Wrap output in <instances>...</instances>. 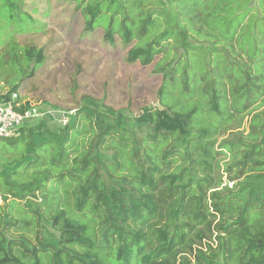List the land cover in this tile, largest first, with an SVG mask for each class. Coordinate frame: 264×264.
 Returning <instances> with one entry per match:
<instances>
[{
	"label": "trees",
	"instance_id": "trees-1",
	"mask_svg": "<svg viewBox=\"0 0 264 264\" xmlns=\"http://www.w3.org/2000/svg\"><path fill=\"white\" fill-rule=\"evenodd\" d=\"M69 1L82 12L86 33L103 28L104 40L111 46L120 38L129 48L128 63L149 66L162 56L156 69L164 78L159 89L160 108L145 107L139 116L84 95L82 106L67 126L43 120L36 126L21 127L14 137L0 138L10 145L24 143L19 159L15 154L0 160V200L7 202L0 205V264H264V222H250L249 207L241 206L243 200L241 207L237 205L241 190L237 197L231 193L218 196L219 187H231L208 183L211 193L206 205V188L200 196L189 197L196 183L188 176L191 165L187 170L181 167L178 173L167 169L176 163L175 155L186 159L192 141L199 144L203 139L193 125L196 109L186 106L199 98L192 95L187 99L179 90L175 96L179 99L168 103L176 91L167 94L170 79L173 83L182 80L184 88H189L192 75L188 72L203 73L204 78L219 72V79L205 84L214 90H204L218 115H223L226 101L229 119H233L236 104L232 94L251 90L243 106L244 112L251 111L245 118L248 132L245 129L243 133L250 138L254 133V138L243 142L248 145L237 154L228 174L229 184L237 187V181L248 178L246 170L254 157L251 174L264 180V0H189L188 4L143 0L139 5L137 0ZM184 13L182 31L188 49L184 45L179 51L169 46L172 35L164 22L167 16L178 25ZM155 21L163 24L152 32ZM233 21V28L223 29ZM13 50L18 68L25 59L29 71L10 90L1 83L4 101L19 94L45 60L43 50L33 46L17 45ZM78 73L80 69L76 77ZM74 81L75 85L77 78ZM89 131L91 137H84L81 143L89 141L88 148L84 145L78 154L77 139ZM209 134L215 139L210 144L224 153V143L216 137L223 131L204 136ZM172 138L179 144L168 145ZM52 147L56 152L48 159ZM74 153L77 155L72 156ZM24 200L28 209L17 204ZM253 200L257 202L255 212L264 211V198L260 202L258 192ZM14 206L19 207L18 214ZM168 214L170 222L157 227ZM181 215L190 222L176 224ZM152 217L158 221L149 226L151 233L147 234L142 227ZM259 217L264 221V213ZM11 229H31L33 236L21 233L9 237Z\"/></svg>",
	"mask_w": 264,
	"mask_h": 264
},
{
	"label": "rangeland",
	"instance_id": "rangeland-1",
	"mask_svg": "<svg viewBox=\"0 0 264 264\" xmlns=\"http://www.w3.org/2000/svg\"><path fill=\"white\" fill-rule=\"evenodd\" d=\"M137 1L139 5L143 0ZM182 1L184 4L189 2V0ZM148 2H151V0H148ZM262 4L263 2H261L260 7H262ZM76 7V3L69 0H0V85L3 83L10 90V87L17 83V79H20L24 73L29 71L24 59L22 62L23 67L21 65L19 67L22 73L19 74V68L15 63L14 46L20 45L22 48L33 46L37 49H42L45 55L42 65L35 71L34 76L22 86L18 94L24 108L26 106L31 107L37 114H41L23 126H36L43 120L59 124L58 119L63 114H67L72 110L77 112L80 109L82 106L81 98L84 95L104 100L107 106L116 110H127L139 116L143 108L148 106L154 108L160 102L159 89L164 82V78L163 74L157 72L156 69L162 56H157L149 66H143L139 62L128 63L126 58L129 48L124 45L118 35L116 45L111 46L104 40L103 28L100 27L93 33H86L82 12L77 10ZM262 9L264 8L262 7ZM165 19L164 23L170 29L172 35L169 40V46L181 51L185 45L187 50L188 41L183 37L185 33L182 31L185 26L186 14L181 15L178 25L172 24L169 21L170 17L167 19L166 16ZM106 23L107 20L105 21ZM155 23L157 25L155 29H152V32H156L159 29L157 27L163 24L161 21H155ZM235 24V21H233L230 25L223 27V29L233 28ZM20 53L22 52L20 51ZM78 69H80L81 73H78L76 77ZM188 73L192 75L189 88L186 86L184 88L182 80L173 83V79H170L167 94L170 95L174 90L176 91L175 95L172 94L167 102L174 103L175 99H179L175 97L179 96V90H182L187 99H190L192 95L199 98L195 102L190 101L186 106L190 107L188 110L196 109L193 125L196 133L203 134V139L200 138L199 144H196L197 141L193 140L186 159L175 155L173 158L176 163L167 169L171 173H178L181 167H186L187 170L191 165L188 169V176L196 183L192 184L193 190H191L189 197L200 196L201 190L205 192L204 189L206 188V205L211 193L207 189L208 183L216 185H221L222 183V186L228 185L231 187V191L230 189L219 187L218 196L226 194L225 197H228L231 193L234 194V197H237L235 194L238 190H241L237 197V205L240 206V201L243 200L241 206L249 207L250 222H255L257 219H260L258 223L264 222L259 217V214L262 215L264 211L259 210V214L255 212L254 206L257 205V202L253 200V197L257 196V192L260 202L264 198V180H261V177L257 175L251 174L257 157L250 160V165L246 170V174L250 175L247 179H244V182L237 181L236 187L233 185L234 183L229 184L228 180L230 169L234 167V162L238 159V152L241 149L245 150V146L248 145L243 142L254 138V133L251 135L252 138L244 136L243 133L247 128L245 126L248 125L245 118L248 119L251 115V111L244 112L243 106L250 97L251 90L242 89L234 94L231 93L235 97L236 113L234 112L233 119H229L230 117L227 113L228 102L225 101L222 104L223 115L220 116L212 110L204 92V90H214L213 88L205 87V84L213 80V78L219 79L220 73L211 74L207 78H204L205 74L203 73L198 75L191 72ZM75 78H77L75 85H78V88L74 85ZM233 81L236 80L234 79ZM3 89V87H0V90ZM218 89L221 90L220 85ZM184 90L189 91L185 92ZM224 96L227 98L226 95ZM44 114L53 115L54 120L47 119L48 116L44 117ZM251 123L255 126L254 121H251ZM230 129L232 132L228 131ZM239 129L242 132H239ZM210 131H223L224 136L218 134L216 137L218 139L219 137L221 138L220 143L223 141L224 148L222 149L224 153H220L218 147L210 144L215 141L213 135L204 136ZM226 131H228L227 134H225ZM247 132L248 130L246 129ZM91 133L89 131L85 136L80 135L77 139V143L80 144L76 147L77 149L80 148L78 154L82 152L84 145L88 148L89 141L84 144L81 143L84 137H91ZM198 134H195L196 139ZM143 136H146V132L142 134ZM7 141L0 142V160L5 161L8 156L11 157L15 154L14 158L19 159L24 152L23 141H17L13 145H10ZM216 142H219V140ZM178 144V141L174 138L170 139L168 143L170 146ZM144 146L143 143L142 147ZM49 149L51 154L48 153V159H51V156L53 157L56 151L54 147ZM177 150L180 152L179 148ZM76 155L77 153H74L72 156ZM220 155H222L220 158L222 161L219 166ZM31 174L32 171L29 172V175ZM233 187L236 189L233 190ZM253 194L255 195L253 196ZM38 202L40 203V200L36 201L34 205L39 204ZM26 203V200H24L17 204H19V207L26 209ZM4 204H7V202L4 203L0 200V205ZM19 207L14 206L12 208L16 214H18ZM164 212L166 214V209ZM170 215L168 214L157 227L170 222L168 219ZM233 217L236 218V215ZM150 219L152 220L142 227L147 234L151 233L149 226L158 221V218L153 219L152 217ZM179 220L176 221L179 226L181 225L180 222H190L185 215H181ZM218 220L219 216L215 218V222ZM31 231V229H25V231L11 229L9 237L20 236L21 233L33 236L30 233ZM95 232L96 239L100 241L98 228ZM116 246L117 244L113 248L115 249ZM218 260L222 263L223 257L220 256Z\"/></svg>",
	"mask_w": 264,
	"mask_h": 264
},
{
	"label": "built area",
	"instance_id": "built-area-1",
	"mask_svg": "<svg viewBox=\"0 0 264 264\" xmlns=\"http://www.w3.org/2000/svg\"><path fill=\"white\" fill-rule=\"evenodd\" d=\"M76 110L63 114L59 119V124L67 126L71 118L76 115ZM31 107H25L21 103L18 94H13L8 101L0 98V138H10L17 135V131L26 123L39 117ZM54 120L51 114H44V117Z\"/></svg>",
	"mask_w": 264,
	"mask_h": 264
},
{
	"label": "crops",
	"instance_id": "crops-1",
	"mask_svg": "<svg viewBox=\"0 0 264 264\" xmlns=\"http://www.w3.org/2000/svg\"><path fill=\"white\" fill-rule=\"evenodd\" d=\"M203 2H206V1H208V0H202Z\"/></svg>",
	"mask_w": 264,
	"mask_h": 264
},
{
	"label": "water",
	"instance_id": "water-1",
	"mask_svg": "<svg viewBox=\"0 0 264 264\" xmlns=\"http://www.w3.org/2000/svg\"><path fill=\"white\" fill-rule=\"evenodd\" d=\"M158 107L160 108V104H158Z\"/></svg>",
	"mask_w": 264,
	"mask_h": 264
}]
</instances>
